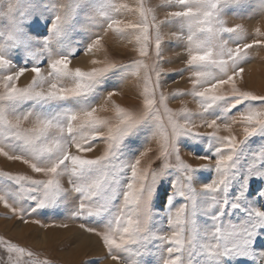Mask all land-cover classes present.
<instances>
[{
    "label": "snow or ice",
    "instance_id": "6c2138e0",
    "mask_svg": "<svg viewBox=\"0 0 264 264\" xmlns=\"http://www.w3.org/2000/svg\"><path fill=\"white\" fill-rule=\"evenodd\" d=\"M243 2L244 0H166L170 6H178L179 10L168 12L164 21L157 19L155 10L147 6L146 0H139L135 8L118 2L93 4L94 15L104 17L103 20L94 22L103 27L87 45L84 53L103 48L104 35L111 30L115 38L136 45L138 58L131 57L129 63L105 61L104 67L84 72L70 68L74 53L54 55L49 59L46 73L42 67L33 66L4 75L3 91H0V155L28 164L32 171L42 174L46 179L5 173L3 176L6 182L15 186L16 199H10L9 190L6 189L0 191V202L6 208H11L14 216H21L27 223V217L31 213L25 212L22 201L34 203L36 209H39L56 206L66 195L75 194L79 199L69 219L79 221L81 229L100 237L110 258L120 264H143L142 259L134 260L130 257L148 254V245L153 240L160 241L161 245H170L164 249L166 257L163 264H200L202 257L206 264H223L224 260L233 256L252 258L259 229L264 228V210L254 207L247 211L249 220H254V223H225V212L229 205L233 210L240 209L244 193L241 192L233 201L226 198L218 200V197L230 190L243 147L251 138L264 134V95H254L237 87V77L243 78L242 64L249 57L248 50L255 44H264V40L248 43L242 26H227L222 18L225 8ZM15 11V5L8 7L7 15L13 27L7 40L19 43V31L11 20ZM261 12L264 13V0H261ZM122 13L138 15V19L125 21L118 18ZM69 15L61 8L51 27L53 34L61 33ZM161 25L166 28L181 26L177 29L180 35L173 32V36L186 41L189 53L187 71L191 73L194 85L189 95L199 104V111L195 113L171 112L167 107L169 98L160 91V61L164 41ZM257 35H260L259 30ZM150 55L155 57L151 66L145 62V58ZM101 63L100 60H93V64ZM10 65L11 60L6 58L3 48H0V67ZM117 68H125L130 77H140L141 71L145 73L142 77V90L138 93L142 97L139 115L118 105H113L115 121L99 117L96 105H83L75 111L48 110V106L65 101L86 100L101 80ZM27 71L35 74L32 85L28 88L16 87L15 82ZM225 86H230V93L221 91ZM116 94L117 91L107 93L102 110H108L107 104L111 103L112 96ZM25 103H30L32 107L24 114H18L19 108ZM222 105H226V111L241 105H246V108L227 122L208 115ZM28 120H31L32 126L25 129L21 122ZM145 121H151L155 125L152 139L159 138L162 141L160 155L164 158V169L172 167L170 159L174 156L177 162L174 167L183 176V183L180 185L173 182L174 191L169 196V204L173 196L183 197L190 202V207L189 204H184L168 218V225L173 229L170 235L155 236L147 228L151 213L150 202L163 170L153 171L150 175L141 170L140 158L127 165L119 163V151L123 142ZM237 123L242 125L243 139L231 134ZM205 127L212 131H196ZM221 127L229 135H219ZM204 136L218 143L215 159L194 156L195 159L208 163L193 168L181 158L178 140L182 137ZM94 141L106 144L105 154L98 159L83 158L71 151L75 147L78 153L91 152L96 146ZM147 151L150 149L140 156ZM256 160L258 169L259 162L264 160V154H258ZM208 168L214 170V179L198 191L191 184L192 176L195 172ZM125 172L126 176L122 177ZM254 174L259 178V171ZM65 176L69 178L71 185L67 189L61 183ZM203 193L208 194L207 199L210 201L206 208H202L200 203L204 198ZM217 203L220 210L210 217L212 229L202 232L197 223L198 215L214 208ZM91 216L107 217L105 226L97 229L85 224L84 219ZM32 222L39 223L38 220ZM61 226L66 228L68 225ZM4 244L9 254H17L14 261L10 256V264H26L19 258L33 255L14 244ZM121 253L126 255L122 257ZM260 264H264V259Z\"/></svg>",
    "mask_w": 264,
    "mask_h": 264
},
{
    "label": "rangeland",
    "instance_id": "374dc122",
    "mask_svg": "<svg viewBox=\"0 0 264 264\" xmlns=\"http://www.w3.org/2000/svg\"><path fill=\"white\" fill-rule=\"evenodd\" d=\"M118 2L127 4L135 8L139 0H0V48H3L6 58L11 60V65L0 67V91H3V76L14 74L20 68H31L40 66L46 73L48 62L54 55H69L74 53L70 68L90 72L93 69L104 67L105 61L116 63H129L131 57L138 58L137 47L134 43H129L124 39L115 38L114 32L108 30L102 41L103 48L95 49L91 53H84L87 45L95 38V35L102 30V25L94 20H103L104 17L94 15L93 4H106ZM147 6L154 9L157 19L164 21L165 16L170 11L179 10L178 6H170L166 0H146ZM16 6L11 20L19 31L20 42L13 43L7 40L11 34L13 25L7 15L8 7ZM61 8L70 15L60 34L51 32L52 24ZM125 21L138 19V15L132 13H122L118 17ZM222 18L227 26H242L246 33V40L252 43L254 40H264V13L261 12V0H244L239 5H229L223 10ZM162 27L164 41L162 44V60L160 61L162 91L167 96V107L173 113L199 111V104L189 93L193 89V78L187 71V60L189 53L184 39H177L176 28ZM259 30L260 35H257ZM185 29V34H186ZM106 49V50H105ZM249 57L242 64L244 72L241 77H237V87L242 91L251 92L254 95H264V44H255L248 50ZM93 60L102 61L101 64H93ZM145 62L151 66L155 62V57L150 55L145 58ZM145 75L141 71L140 77L129 76L125 68H117L109 72L97 85L95 91L86 100H69L58 105L48 106V110L75 111L83 105H96L97 115L101 118L115 121L116 113L113 105H118L126 111L139 115L142 109V97L138 94L143 87L142 77ZM153 76L155 74L153 73ZM35 74L27 71L15 82L19 88H28L32 85ZM117 91L112 96L111 103L107 104V111L102 110L106 104L107 93ZM222 92L230 93V86H225ZM32 105L25 103L19 108L18 114H24L30 110ZM246 105L226 111V105L218 106L208 115L212 118H219L227 122L235 115L245 110ZM163 111V109L161 110ZM166 120V116L164 117ZM21 126L25 129L32 126L31 120L22 121ZM2 127V125H0ZM201 133L211 132L212 129H196ZM155 133V125L151 121H145L139 125L129 137L123 142L119 151V163L130 164L135 159L140 158V168L150 175L153 171L161 172L163 175L158 182L154 195L150 202V218L147 221L149 232L155 236L161 234L170 235L173 229L168 225V218L182 205L189 204L183 197L173 196L169 204V196L174 191L173 182L178 185L183 183L182 174L174 167L175 157L170 159L168 169H164V158L160 155L162 141L157 138L152 139ZM238 139H243L242 125L237 123L233 126L232 133ZM219 135L227 136L229 132L221 127ZM96 146L91 152L78 153L73 147V154L81 155L83 158L98 159L105 154L106 144L95 142ZM178 147L181 149V158L193 168H199L208 161L197 160L195 157H210L215 159V150L218 143L207 136L200 138L182 137L178 140ZM147 149L145 155L140 156ZM258 154H264V134L251 138L243 147L238 157L237 168L234 170L230 190L226 194L218 197V200L226 198L229 201L236 200L240 193H244L243 200L240 201L242 207L233 210L229 205L225 212V223L229 221L254 223L249 220L247 211L251 208L264 210V160L259 162L256 168ZM195 156V157H194ZM259 171V178L254 173ZM25 175L34 179H46L42 174H37L19 160H9L6 156L0 155V191L9 190L10 199L15 201V186L8 184L3 174ZM122 173V177L126 176ZM214 179V170L211 168L197 171L193 174L191 184L199 191L203 185L210 183ZM64 188H70L69 178L63 177L61 181ZM200 203L202 208H206L210 201L208 194ZM78 197L66 195L56 206L36 209L34 203L22 201L25 212H30L27 217L28 222L19 215H13L11 208H6L0 202V264H10L11 260L17 259V254H9L4 242L14 244L23 248L25 252H32L31 257H20L26 264H120L108 255V250L103 240L94 233H89L80 228L79 221H72L69 218L75 211ZM118 203V201H117ZM33 209H36L33 211ZM220 210L219 203L207 212H202L197 217V223L202 232L212 229L210 217ZM38 220L39 223L32 221ZM90 227L103 228L107 222V217H86L83 221ZM62 224L68 226L62 227ZM41 225H44L43 227ZM260 234L256 237L254 254L252 258L230 257L223 261V264H260L264 259V228L259 229ZM187 235V233H186ZM167 243L161 245L160 241L153 240L148 245L150 252L143 257H130V259H142L143 264H163L166 257ZM124 257L126 254H120ZM183 259V257H182ZM200 264H206L201 258Z\"/></svg>",
    "mask_w": 264,
    "mask_h": 264
}]
</instances>
